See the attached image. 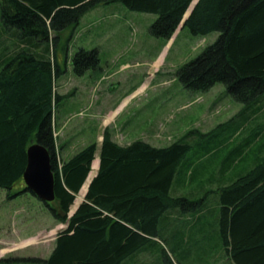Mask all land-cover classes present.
Instances as JSON below:
<instances>
[{"label":"trees","instance_id":"trees-1","mask_svg":"<svg viewBox=\"0 0 264 264\" xmlns=\"http://www.w3.org/2000/svg\"><path fill=\"white\" fill-rule=\"evenodd\" d=\"M194 1L0 0V36H11L14 42L8 50L7 40L0 39V49L7 51L0 55V188L11 190L24 184L29 146L39 142L49 150L56 197L45 205L66 227L57 235L48 264H125L153 238L165 241L163 217L173 211L203 212V218L213 215L230 260L235 264H264L262 149L253 165L234 178H227L230 169L225 172L224 167L207 176L208 184L218 186L217 207L211 208L207 197L213 190H207L205 181H200L208 166L192 171L190 166L181 168L191 150L186 139L194 132L165 147L143 140L123 146L113 140L106 127L98 173L84 201L69 216L77 194L91 175L98 144L92 142L61 160L53 114L65 96L56 91V82L67 71L68 62L73 74L80 77L98 69L101 59L99 49L80 47L71 57L66 56L63 68L57 40L97 6L122 3L132 11L156 14L150 32L166 44L179 27H187L195 35L219 32L215 42L177 70V76L193 93L225 84L227 92L245 105L246 124L250 123L247 110L264 96V0H197L192 6ZM62 48L67 53L68 48ZM247 147L239 149L234 160L243 158ZM192 184L199 186L187 194L189 197L173 191ZM28 191L24 184L8 197ZM200 191L204 195L196 198L195 192ZM172 257L164 249L166 264H173ZM10 263L14 264L0 260V264ZM176 263L181 264L179 259Z\"/></svg>","mask_w":264,"mask_h":264},{"label":"rangeland","instance_id":"rangeland-1","mask_svg":"<svg viewBox=\"0 0 264 264\" xmlns=\"http://www.w3.org/2000/svg\"><path fill=\"white\" fill-rule=\"evenodd\" d=\"M156 18V14L132 11L122 3L104 4L85 14L78 26H70L62 32L57 43L58 59L63 68L66 56L71 57L80 47L99 49L101 61L98 69L89 70L80 77L73 74L68 62L67 71L56 82V91L65 96L53 114L56 131L62 129L57 134L60 157L68 159L86 145L97 142L95 168L106 128L102 118L107 116L109 109L120 104L112 127L124 134L126 143L139 139L165 147L194 132L186 139L191 150L181 168L190 166L192 171L197 166H208L200 181H205L207 190H213L208 193L207 201L211 208H216L218 186L208 184L207 176L224 167V171L230 169L227 178H234L250 168L261 149L264 154V123L249 121L246 124L245 105L227 92L225 84L217 83L207 92L193 93L177 76V70L215 42L219 32L195 35L189 28L179 27L175 38L166 44V40L150 32ZM0 39L7 40L8 50L13 48L11 36L1 35ZM62 47L68 48L67 53ZM6 52L0 49V55ZM246 145L248 149L243 158L234 160L236 152ZM93 165L92 175L95 174ZM24 184L11 190L0 188V258H49L56 237L66 224L58 222L50 209L30 191L8 197ZM198 186H186L180 193L188 196ZM86 189L83 187L77 194L69 215H73L84 201ZM203 195L204 192H195L196 198ZM192 222L190 229L200 242L190 246L191 252L177 250L173 258L165 241L161 245L155 238L156 243L146 245L136 255L140 264H166L164 249L172 257L173 264L178 259L181 264H232L224 253L213 215L202 218L200 223L196 219ZM125 264H135L134 259L130 258Z\"/></svg>","mask_w":264,"mask_h":264},{"label":"crops","instance_id":"crops-1","mask_svg":"<svg viewBox=\"0 0 264 264\" xmlns=\"http://www.w3.org/2000/svg\"><path fill=\"white\" fill-rule=\"evenodd\" d=\"M176 34H177V32L175 33V35L173 36L171 41L175 38ZM115 106H116L115 108L109 109L107 116L102 118L104 121V125H106V127H108L110 129L111 135H112V138L114 141H116L117 143H119L120 145H123V146L129 145L132 142L126 143L124 138H123L124 134H122V132L120 130L116 129L115 127H112L113 123H114V119L119 112L120 104H117ZM103 114H102V116H104ZM246 115H247V117H249L250 122L264 123V96L262 97V99L258 105L251 108L250 110H247ZM61 131H62V129H60L59 131H56V135L59 134ZM120 135H121V137H120ZM94 161H93V163H94ZM99 167H100V159H99V162L97 161V163H95V168L93 165V168L95 170V174L93 173L94 175H92V174L90 175L86 185L84 186V190L86 189L87 184L89 185L91 183L92 179L97 175ZM88 182H90V183H88ZM88 187L86 189V192L88 190ZM174 190L176 191V193H180V191H177V189H173V191ZM205 214L206 213H203V212H201V213L191 212V213L182 214L178 211H173V212H170L169 214H167L166 216H164L163 217V220H164V224H163L164 225V232L163 233L165 236L166 246L167 247L169 246L168 250L169 251L180 250V251L191 252L192 250H191L190 246L199 245L200 238H197V236L195 235V232H193L190 229V226L194 224L192 221L195 219L197 220V223H200L201 218H203L202 216H205ZM215 225H216V223H215ZM202 241L204 243L203 239H202ZM156 242H157L156 239L153 238L148 244L152 245V243H156ZM159 243L161 244L162 242L160 241ZM153 245H157V244H153ZM140 253H138V254H140ZM138 254H136V255H138ZM170 254H172V253H170ZM136 255H134L133 258H131V259H134L135 264H140L141 261H138V258ZM172 256L174 258V254H172ZM230 261H231L230 263L235 264L232 260H230ZM159 264H162V263H159ZM175 264H177V263H175Z\"/></svg>","mask_w":264,"mask_h":264},{"label":"water","instance_id":"water-1","mask_svg":"<svg viewBox=\"0 0 264 264\" xmlns=\"http://www.w3.org/2000/svg\"><path fill=\"white\" fill-rule=\"evenodd\" d=\"M189 14L190 13H187L185 18H187ZM185 18L182 21L183 23ZM23 179L30 192L41 201L50 204L55 200V178L52 166V156L49 150L39 142L33 143L27 150V166L23 174ZM69 216L71 217L72 215ZM63 229H65V227H63L62 230ZM19 264L48 263L21 262Z\"/></svg>","mask_w":264,"mask_h":264},{"label":"flooded vegetation","instance_id":"flooded-vegetation-1","mask_svg":"<svg viewBox=\"0 0 264 264\" xmlns=\"http://www.w3.org/2000/svg\"><path fill=\"white\" fill-rule=\"evenodd\" d=\"M43 203L45 204V202H43ZM0 260H4V261L12 260L14 262V264H19L21 262H28V263H46L47 262V258H42L40 256H28V257H22V258H18L15 256L14 257H1Z\"/></svg>","mask_w":264,"mask_h":264},{"label":"bare ground","instance_id":"bare-ground-1","mask_svg":"<svg viewBox=\"0 0 264 264\" xmlns=\"http://www.w3.org/2000/svg\"><path fill=\"white\" fill-rule=\"evenodd\" d=\"M97 160H98V162H99V158H98Z\"/></svg>","mask_w":264,"mask_h":264}]
</instances>
